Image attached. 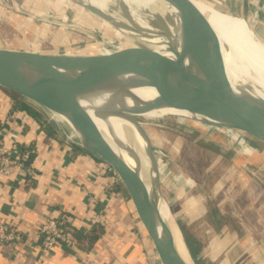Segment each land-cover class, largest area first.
<instances>
[{
    "label": "rangeland",
    "instance_id": "rangeland-1",
    "mask_svg": "<svg viewBox=\"0 0 264 264\" xmlns=\"http://www.w3.org/2000/svg\"><path fill=\"white\" fill-rule=\"evenodd\" d=\"M199 1L226 14L237 17L244 15L241 5L233 7L231 0H207L215 6L204 0ZM247 15L254 31L264 37V26H258V18L253 14L249 16V12ZM256 15L260 17V13L256 12ZM131 45L140 44L114 31L107 23L74 3V0H0L1 49L46 55H96L101 54L104 48L116 46L123 49ZM32 104L53 126L59 130L62 128L44 107L34 102ZM165 114L153 112L138 118L151 139L156 156L161 198L169 203L171 214L184 235L194 264H231L225 252L228 237L220 239L212 231L219 228H231L242 233L240 239H244V252L237 250L234 256L241 257L245 253L246 257L238 264H247L245 261L248 264H264V171H243L250 167L249 163L243 161L244 154L240 151L243 139H238L239 144L222 131H210L208 123L182 118L190 116L188 110L179 112L180 117L176 114L163 117ZM62 130L61 134L65 132L70 135L65 127ZM120 130L126 143L138 149L137 156L142 162L143 173L150 181L151 162L134 129L121 125ZM242 137L249 145L244 146L248 154L252 149L254 155L257 150L264 152L263 142L249 135ZM254 163L258 167L264 161L256 158ZM174 178L182 180L187 186L190 185L189 178L192 185L188 189L183 185V189ZM254 181H258V190L250 185ZM192 198L196 199L195 203L190 202ZM201 204L208 207L210 220L195 219L196 216L188 215ZM248 226L251 232L247 230ZM209 229L210 233L207 232ZM196 240L198 250L209 244L212 246L207 259L203 256L199 258L192 252ZM214 241L217 243L213 247Z\"/></svg>",
    "mask_w": 264,
    "mask_h": 264
},
{
    "label": "crops",
    "instance_id": "crops-1",
    "mask_svg": "<svg viewBox=\"0 0 264 264\" xmlns=\"http://www.w3.org/2000/svg\"><path fill=\"white\" fill-rule=\"evenodd\" d=\"M245 1L249 16L259 12L258 26H264V0H231L230 3L233 7L241 5L243 11ZM260 38L264 41V37ZM19 98L22 97L0 86V126L6 130L7 144L11 145L9 135L15 134L19 152L28 156L25 161L28 170L15 169L12 176L2 178L0 182L2 217L16 224L25 234V242L16 254L9 248L0 249V264H161L123 183L112 172L103 170L102 161L78 145L71 135L61 134L64 126L61 125L60 130L53 126L32 102L22 98L41 115L39 119L18 108L16 101ZM163 117L170 116L165 114ZM256 158L263 162L264 152L257 150L255 155H244L243 161L250 165L244 168V172L264 171V163L258 167L254 163ZM187 179L189 186L174 178L183 189V185L185 189L192 185L191 179ZM159 181L161 191V179ZM250 185L258 190V181ZM195 201L192 198L190 202ZM162 202L169 206L166 200L162 199ZM198 209L188 215L210 220L207 206L201 204ZM62 213L74 217L73 231H78L81 236H74L73 245L55 247L50 252L41 251L36 229L47 218ZM95 213L100 216L99 223L92 225L91 216ZM247 230L251 232V227L248 226ZM212 231L220 239L228 237L225 252L231 264H238L246 257L245 253L241 257L234 256L237 250L244 252V239H240L242 233L231 228ZM207 232L210 233V229ZM197 241L192 252L207 259L212 246L209 244L198 250ZM220 241L225 245L223 240ZM216 243L213 242V247Z\"/></svg>",
    "mask_w": 264,
    "mask_h": 264
},
{
    "label": "water",
    "instance_id": "water-1",
    "mask_svg": "<svg viewBox=\"0 0 264 264\" xmlns=\"http://www.w3.org/2000/svg\"><path fill=\"white\" fill-rule=\"evenodd\" d=\"M170 2L181 18L183 45L198 62L201 72L185 64L181 55L175 60L139 46L96 55H46L0 48V86L62 114L80 128L78 145L112 167L133 201L161 264H185L176 258L172 230L159 211L151 208L155 200L161 197L160 190L156 197L149 198L138 174L114 154L91 116L76 100L77 95L88 89L96 94L101 93L113 87V80L118 75L135 72L151 80L158 90L160 101L154 105L165 103L190 112L212 115L213 120L182 118L234 129L264 143V101L252 95L243 96L229 88L218 39L210 24L190 0ZM83 7L106 19L93 7ZM243 8V17L249 22L247 1ZM164 31L163 35H168V30ZM172 51L175 49L172 48ZM36 55L53 61H59L57 56H60L71 64L59 62L60 66L51 71L40 64ZM178 66L187 74H192L193 80L184 82L182 79H173L172 71ZM200 100H203V104H197ZM150 152L154 153L152 144ZM159 179L160 176L157 179L160 185Z\"/></svg>",
    "mask_w": 264,
    "mask_h": 264
},
{
    "label": "bare ground",
    "instance_id": "bare-ground-1",
    "mask_svg": "<svg viewBox=\"0 0 264 264\" xmlns=\"http://www.w3.org/2000/svg\"><path fill=\"white\" fill-rule=\"evenodd\" d=\"M190 1L210 24L218 39L229 88L243 96L252 95L264 101V41L245 17L226 14L199 0ZM74 3L83 9H85L83 5L93 7L106 19L87 9L86 12L97 16L114 31L136 40L141 45H131V47H145L175 60L181 55L184 57L185 64L201 72L198 62L183 45L181 18L170 0H74ZM166 29L168 35L164 36ZM172 48L175 51H172ZM118 50L120 49L112 46L111 49L104 48L101 54H112ZM37 58L44 68L51 71L60 66L59 62L66 65L71 64L60 56H57L59 61H53L40 55ZM172 73L173 79H182L184 82L194 78L180 66L176 67ZM159 99L160 94L151 80L135 72L118 75L113 80V87L101 93L96 94L88 89L76 96V100L91 116L114 154L123 159L138 174L150 199L156 197L160 190L157 180L158 170L154 154L150 152L151 142L138 117L153 112H166V115L176 114L180 117L179 112L186 110L165 103L154 105L160 101ZM201 102L203 100L198 101L197 104ZM45 109L57 123L68 129L73 138L80 139V128L62 114L49 108ZM189 113V117L193 119L213 120V116L209 114L190 111ZM121 125L133 128L135 135L142 143L144 152L152 164L150 181L143 173L142 162L137 156L138 149L134 145L127 144L121 136ZM151 208L153 211H159L172 230L176 258L185 264H194L184 235L172 216L169 206L162 202L161 197H158Z\"/></svg>",
    "mask_w": 264,
    "mask_h": 264
},
{
    "label": "built area",
    "instance_id": "built-area-1",
    "mask_svg": "<svg viewBox=\"0 0 264 264\" xmlns=\"http://www.w3.org/2000/svg\"><path fill=\"white\" fill-rule=\"evenodd\" d=\"M254 17L258 18L256 14ZM209 126L210 128L208 129H210V131H222L227 135V137H232L235 142H238L239 138L243 139V144L238 143L240 144V151L244 155H252L254 153V149H252V147V152L250 154H248L244 148L245 145L249 146L242 137V135L245 134L226 127L211 124ZM4 131L6 130L0 126V182L2 181V178L12 176L15 169L21 168V170L25 171V161L28 160V156L22 155L17 148V144L15 142L17 136L15 134L9 135L8 139L11 142V145L8 146L6 133ZM101 163L103 170L112 172L114 177H118L109 164L103 161ZM92 201L95 202V199L92 198ZM99 217L100 216L97 213L91 216V224H98ZM73 218L74 217L69 214L62 213L59 216L47 218L41 225H39L36 229L35 236L36 239L40 241L39 246L41 247V251L50 252L55 247L70 246L74 244L75 238L72 228ZM24 242V232L16 224L5 221L2 217L0 209V249L9 248L13 251V254H16L20 251Z\"/></svg>",
    "mask_w": 264,
    "mask_h": 264
},
{
    "label": "trees",
    "instance_id": "trees-1",
    "mask_svg": "<svg viewBox=\"0 0 264 264\" xmlns=\"http://www.w3.org/2000/svg\"><path fill=\"white\" fill-rule=\"evenodd\" d=\"M16 105L18 108L27 111L30 115H32L36 119H39L41 117V115L33 108V106L30 105L28 102L24 101V99L22 98L17 99ZM73 235L76 237L81 236L78 231H73Z\"/></svg>",
    "mask_w": 264,
    "mask_h": 264
}]
</instances>
